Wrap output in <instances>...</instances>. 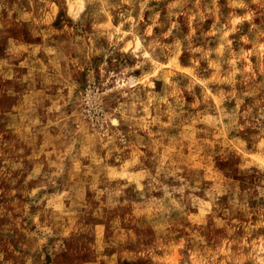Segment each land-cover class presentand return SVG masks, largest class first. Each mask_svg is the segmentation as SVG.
<instances>
[{"label": "clouds", "instance_id": "9594fccd", "mask_svg": "<svg viewBox=\"0 0 264 264\" xmlns=\"http://www.w3.org/2000/svg\"><path fill=\"white\" fill-rule=\"evenodd\" d=\"M0 264H264V0H0Z\"/></svg>", "mask_w": 264, "mask_h": 264}]
</instances>
